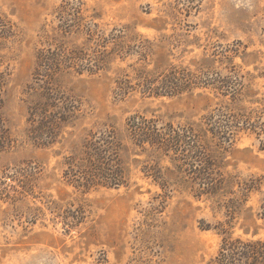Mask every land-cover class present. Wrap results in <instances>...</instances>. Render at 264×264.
I'll use <instances>...</instances> for the list:
<instances>
[{"label": "rangeland", "instance_id": "rangeland-1", "mask_svg": "<svg viewBox=\"0 0 264 264\" xmlns=\"http://www.w3.org/2000/svg\"><path fill=\"white\" fill-rule=\"evenodd\" d=\"M115 30L127 55L110 52ZM59 46L84 64L104 61L93 71L59 73L79 115L60 143L35 146L23 131L36 54ZM0 64L9 72L2 112L18 138L0 151V174L28 170L19 199L0 197V264H211L225 235L264 238V0H0ZM171 67L218 81L177 95L134 88L115 95L117 80L133 86L139 71L155 77ZM227 76L240 83L232 105L262 130L212 139L209 169L189 160L178 170L177 161L126 139L135 113L199 122L231 102L217 88ZM111 125L125 148V182L86 188L70 181L64 158L89 130ZM195 164L224 179L216 192L192 188L193 173L184 169Z\"/></svg>", "mask_w": 264, "mask_h": 264}, {"label": "trees", "instance_id": "trees-1", "mask_svg": "<svg viewBox=\"0 0 264 264\" xmlns=\"http://www.w3.org/2000/svg\"><path fill=\"white\" fill-rule=\"evenodd\" d=\"M123 37L122 30H115L111 53L128 54L129 47L116 42ZM103 61L104 57H100L94 63L84 64L76 52L68 51L62 46L53 49L41 48L37 51L32 73L35 85L29 86L27 92L30 100L27 106L26 127L23 131L26 140L41 147L61 142L62 132L67 126H71L79 115L80 103L74 95L66 92L58 79L59 73L66 68H73L77 73L83 69L93 71L99 69ZM8 74L7 69H3L0 64V151L10 149L18 143L17 136L7 124L2 112ZM200 74L203 73L171 67L167 72H161L153 77L149 72L141 70L133 86L127 78L117 80L115 95L124 96L129 88L137 89L146 96L177 95L182 91L189 92L210 83L216 84L218 81L217 78H213L212 81L209 78L203 80ZM219 82L217 86L219 94L229 96L231 102L220 104L199 122L174 125L135 113L127 118L126 139L142 152L150 150L151 154L158 158L166 156L177 161L178 170L183 166H190L192 161L199 165L202 160L206 164L205 168L209 169L215 157L207 147L212 139L217 138L221 143L229 141L242 130L249 129L258 134V131L262 130L257 119L252 120L245 109L236 110L232 105L240 92L237 78L227 76ZM121 139L117 129L112 125L89 130L81 143L74 146L64 158L67 165L66 174L69 175L70 181L86 188L123 184L126 176L120 152L125 148ZM189 160L192 161L188 162ZM192 169L199 172L196 173ZM185 170L192 171L193 174L188 175L187 181L192 183V188L198 193H214L224 182L222 177L214 180L210 176L211 172L207 170L201 172L196 164L194 168L188 167ZM26 172H28L26 168H19L14 169L12 173L0 174V197L12 201L19 199L17 194L24 191ZM19 187L23 191H19ZM221 232L226 234L227 229ZM211 264H264V238L242 239L225 235Z\"/></svg>", "mask_w": 264, "mask_h": 264}]
</instances>
